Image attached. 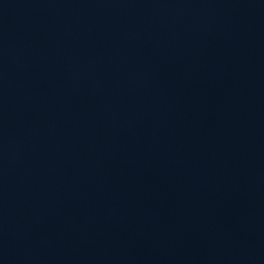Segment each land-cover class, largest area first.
I'll return each instance as SVG.
<instances>
[{"label": "water", "instance_id": "water-1", "mask_svg": "<svg viewBox=\"0 0 264 264\" xmlns=\"http://www.w3.org/2000/svg\"><path fill=\"white\" fill-rule=\"evenodd\" d=\"M0 264H264V0H0Z\"/></svg>", "mask_w": 264, "mask_h": 264}]
</instances>
